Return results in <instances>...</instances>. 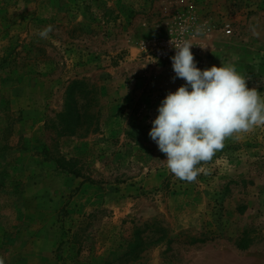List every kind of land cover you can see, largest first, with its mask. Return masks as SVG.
Listing matches in <instances>:
<instances>
[{"label": "rangeland", "instance_id": "1", "mask_svg": "<svg viewBox=\"0 0 264 264\" xmlns=\"http://www.w3.org/2000/svg\"><path fill=\"white\" fill-rule=\"evenodd\" d=\"M172 36L264 94V0H0L4 264H264V126L193 182L148 135Z\"/></svg>", "mask_w": 264, "mask_h": 264}, {"label": "clouds", "instance_id": "2", "mask_svg": "<svg viewBox=\"0 0 264 264\" xmlns=\"http://www.w3.org/2000/svg\"><path fill=\"white\" fill-rule=\"evenodd\" d=\"M51 31L49 25L38 34L47 38ZM174 47L173 79L185 83L161 101L148 135L165 154L168 170L193 182L197 166L211 160L226 138L264 126V94L249 88L233 64L198 68L190 41Z\"/></svg>", "mask_w": 264, "mask_h": 264}, {"label": "built area", "instance_id": "3", "mask_svg": "<svg viewBox=\"0 0 264 264\" xmlns=\"http://www.w3.org/2000/svg\"><path fill=\"white\" fill-rule=\"evenodd\" d=\"M176 27L181 30L185 27L183 22H178ZM231 31H228L230 34ZM185 40L181 36L170 37L169 39L160 40V44L155 46L151 52V58L161 65L172 66L171 57L175 55V47L182 44Z\"/></svg>", "mask_w": 264, "mask_h": 264}]
</instances>
